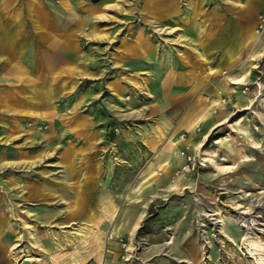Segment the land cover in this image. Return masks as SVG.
I'll return each instance as SVG.
<instances>
[{"label": "rangeland", "instance_id": "obj_1", "mask_svg": "<svg viewBox=\"0 0 264 264\" xmlns=\"http://www.w3.org/2000/svg\"><path fill=\"white\" fill-rule=\"evenodd\" d=\"M1 11L17 34L12 66L0 61V264H264V43L241 86L249 102L228 91L264 0H16ZM155 62L174 70L175 98L146 93L160 85ZM217 87L225 107H206ZM172 132L194 169L169 164ZM214 209L261 222L233 241L205 215Z\"/></svg>", "mask_w": 264, "mask_h": 264}, {"label": "bare ground", "instance_id": "obj_2", "mask_svg": "<svg viewBox=\"0 0 264 264\" xmlns=\"http://www.w3.org/2000/svg\"><path fill=\"white\" fill-rule=\"evenodd\" d=\"M33 8H35V6H33ZM33 11V10H32ZM34 12V11H33ZM36 15H38L36 13ZM34 25L35 28L40 29L41 26L39 25V23L37 21H34ZM264 43V31L263 33L260 32V30L258 29V26L255 25L252 27V24L248 25V27L246 28V37L243 41V45L246 49L250 50V54L248 55L247 60L240 66V68L238 69V72L236 75L230 74L229 77L232 78V85L228 84V91L232 90L238 100L239 103L244 104L249 102V97L248 94L246 93V91H244L241 86L244 85L246 82L250 81V74H251V70L252 68H255L257 66V59H256V52L257 50L263 45ZM28 58V57H26ZM239 56L238 54L235 55V58L233 60V62H235L236 60H238ZM35 59L37 60L36 62L38 63H43V58L38 54V52L35 54ZM237 62V61H236ZM215 71L218 74L222 73L223 70H220V68H214ZM166 78H169V74L165 75ZM231 85V86H230ZM165 90V87H163L162 84L159 85V88L156 90L157 92H152L149 89L146 90V93L148 95L151 96V98L156 99L158 94H161L163 91ZM226 89L223 87H217L215 88V94L214 96L208 101V104L206 105V107L208 106H213V105H218L219 108H224L226 100L223 97L222 92H228L225 91ZM34 98H33V102L37 103V104H41L40 103V94L39 92H34ZM229 94V93H228ZM203 110V108L200 109V111L198 113H200ZM208 117V115L206 116ZM175 132H172L168 138L167 142L168 144V149L170 150L171 153V157H170V161L169 164L175 166V167H186V154L183 151H177L176 148H174L173 145V141L174 139L172 137H174ZM152 163V162H151ZM155 171V169L151 170L150 174H152ZM141 181H139L137 184L139 185ZM107 202H104V205H106ZM205 215L207 216H213L216 215L218 216V218H216V221H220L222 222V231L233 241H237L238 239H244L242 237H245L248 234H242V229L243 227H246L247 229H253L254 226L258 223L261 222L260 219H256V218H242V219H238L236 216H222V214H220L219 210H211L210 212H207ZM132 212L130 210L129 207H124L121 209L120 214L118 216L117 219V223H121L123 224L125 227L128 226L131 223L132 220ZM219 219V220H218ZM105 225V224H102ZM114 231V230H113ZM113 236V234H111V237ZM254 244V243H253Z\"/></svg>", "mask_w": 264, "mask_h": 264}, {"label": "crops", "instance_id": "obj_3", "mask_svg": "<svg viewBox=\"0 0 264 264\" xmlns=\"http://www.w3.org/2000/svg\"><path fill=\"white\" fill-rule=\"evenodd\" d=\"M14 1H16V0H3L0 3H3V5L4 4L6 5V3L11 4ZM3 5H0V40H1V35H4L5 36V40L6 39L8 40V42H7L8 46L5 47V49L3 51V54L0 56V61H1V59H4L5 60L4 62L8 63L7 64V69H9L12 66L13 61H14L12 59L15 57L13 55L14 54L13 49H14V40H15L14 36L17 34V28H16L17 25L15 24V21H13L14 15L6 14V13L2 14L1 7H3ZM32 16H33V18H35L34 15H32ZM58 30H60V29H58ZM59 46L60 45H58V47ZM153 66L157 69V71L155 72V75L157 76V79H159L160 80V84H162L163 87H165V90L161 94H159V96L160 95H161L160 97L165 96L164 100H169V99L175 98V97H173L171 95V97L168 99L169 93L172 91V88H173L174 84H175V86L178 85V81L177 80L174 81L175 80L174 70L170 69V70H167V71L166 70L162 71L161 68H160L161 63H157V62H155ZM166 74H169V78L165 77ZM178 78H180L183 81V78L177 76V79ZM184 78H185L184 80L187 81L188 75H186V77H184ZM27 92H28V90H27ZM1 98H2V96H1ZM1 98H0V105H1ZM33 98H34V93H30L29 95L27 94V99H29V103L30 104H34L32 106H34V107H36L38 105L41 106L42 100H40L41 104H37V103L33 102ZM40 99H41V97H40ZM35 112H39V111L37 110ZM166 114L167 113L163 114L165 117H169V119H166V120H169V122L172 123V124L173 123H175V124L178 123L179 119L175 117L176 114H173V115H169V114L166 115ZM0 115H1L0 116V124H5V122L7 121V116L8 115L7 114H2L1 111H0ZM2 115H4V116H2ZM27 115H28V113H27ZM16 117H17V114L15 112L9 113V120L10 121H11L12 118H16ZM13 121H17V120L14 119ZM159 123L162 124L163 120L160 119ZM164 123H168V121H165ZM177 130H179V129L177 128L175 130V132ZM161 136H162V134L159 136V139L161 138ZM107 139H108V137H107ZM154 143H156L155 138L152 140V146H155ZM167 150H169V149H167ZM170 157H171V153L169 154V158H168L169 161H170ZM144 179H147V177H144Z\"/></svg>", "mask_w": 264, "mask_h": 264}, {"label": "built area", "instance_id": "obj_4", "mask_svg": "<svg viewBox=\"0 0 264 264\" xmlns=\"http://www.w3.org/2000/svg\"><path fill=\"white\" fill-rule=\"evenodd\" d=\"M263 28H264V16L261 19V22L259 24L258 29L260 30V29H263ZM256 84H257L258 88L260 89V91L264 90V80H261L260 78H257L256 79ZM245 89L247 90L248 87H245ZM187 166H188V169H194L195 166H196V159L194 157L192 159L191 156L188 157V165Z\"/></svg>", "mask_w": 264, "mask_h": 264}]
</instances>
